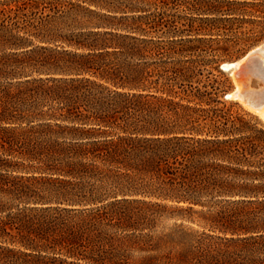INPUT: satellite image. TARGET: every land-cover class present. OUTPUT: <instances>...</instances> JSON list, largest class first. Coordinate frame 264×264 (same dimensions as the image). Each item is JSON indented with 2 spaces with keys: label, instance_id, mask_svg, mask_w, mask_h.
Listing matches in <instances>:
<instances>
[{
  "label": "trees",
  "instance_id": "obj_1",
  "mask_svg": "<svg viewBox=\"0 0 264 264\" xmlns=\"http://www.w3.org/2000/svg\"><path fill=\"white\" fill-rule=\"evenodd\" d=\"M11 2L0 0V264H264V128L226 115L185 128L190 107L175 97L190 95L182 64L195 60H178L177 92L159 87L150 66L168 63L164 40L95 30L67 39L81 51L26 49L10 35ZM122 48L161 59L111 66ZM203 189L222 197L205 229L143 225L168 200L192 208Z\"/></svg>",
  "mask_w": 264,
  "mask_h": 264
},
{
  "label": "rangeland",
  "instance_id": "obj_2",
  "mask_svg": "<svg viewBox=\"0 0 264 264\" xmlns=\"http://www.w3.org/2000/svg\"><path fill=\"white\" fill-rule=\"evenodd\" d=\"M11 1V0H9ZM12 0V24L14 30L10 35L16 36V41L32 43L26 47L46 46L49 50H77L67 39H77L86 36L90 31L107 30L114 33L131 34L137 37H148L164 40L162 57L167 64L151 65L155 74L163 75L159 79V87L166 83L173 84L177 92L175 71L179 67L178 60L192 59L194 63L182 64L190 76V95L179 92L175 100L184 97L182 102L188 104L184 121L185 128L193 126L211 130L223 126V117L236 120L239 118L249 127L264 128V115L253 109L248 102L236 96H228L237 89V70H225L224 65L235 63L249 52L264 44V0ZM109 35L108 37H110ZM117 43L126 45L129 41L119 36L111 37ZM181 40L180 45L185 50L182 53L169 48V40ZM190 46L193 51H188ZM11 49H9L10 51ZM13 50V49H12ZM109 50H114L109 48ZM127 48L120 49L108 56L111 63L127 62L131 71L144 66V61L158 62L161 54L155 51L148 59L139 55L127 54ZM144 57V56H143ZM184 68V69H185ZM32 71V68L27 69ZM96 79L91 74H87ZM174 77V79H169ZM156 78V77H155ZM154 78V79H155ZM108 85L104 79H98ZM175 84V85H174ZM112 86V85H110ZM106 92V91H105ZM161 95L160 91H153ZM164 95V94H163ZM177 95V94H176ZM195 95L202 96L201 102ZM207 101V102H205ZM167 104V103H166ZM155 105V102L154 104ZM197 107L203 110H196ZM164 109H167L164 106ZM152 113V119L155 117ZM215 118V120H213ZM194 119V121H193ZM92 124V123H91ZM215 125V126H214ZM118 128L110 127L108 130ZM183 134V133H182ZM189 134V133H186ZM204 135V134H200ZM206 136V134L204 135ZM31 175L32 172H24ZM35 174H38L35 172ZM45 174V173H44ZM201 202L188 207L187 202L177 203L168 200L163 212L151 210L143 225H158L156 235L171 232L175 226L182 225L184 231L191 233L190 227L197 230L210 225L213 216L221 209L222 198L217 191L203 189ZM79 207L80 205H70ZM144 208H141L138 215ZM75 213H71L72 216ZM190 238V236H189ZM161 256L164 252L154 251ZM136 259H142L136 253ZM156 262H158L156 260Z\"/></svg>",
  "mask_w": 264,
  "mask_h": 264
},
{
  "label": "bare ground",
  "instance_id": "obj_3",
  "mask_svg": "<svg viewBox=\"0 0 264 264\" xmlns=\"http://www.w3.org/2000/svg\"><path fill=\"white\" fill-rule=\"evenodd\" d=\"M248 55H252L255 57L256 68L255 71H251L250 74H256L257 78H252L250 82L246 83V88H244V83L242 79L237 78V89L236 91H242V90H251L256 89L257 91V97L260 98L261 104H259L257 110L261 112V115H264V44L262 46H259L257 49L249 52ZM246 56V58L248 57ZM242 61H237L235 63H228L224 65L225 70L230 69H236L237 71L241 69ZM237 74V72H236ZM243 83V84H242ZM251 96H255L254 93H250ZM232 94H229L228 96H232ZM237 95V94H236ZM237 97V96H236Z\"/></svg>",
  "mask_w": 264,
  "mask_h": 264
},
{
  "label": "water",
  "instance_id": "obj_4",
  "mask_svg": "<svg viewBox=\"0 0 264 264\" xmlns=\"http://www.w3.org/2000/svg\"><path fill=\"white\" fill-rule=\"evenodd\" d=\"M247 55H245L242 59L238 60V61H242V64H241V69L237 71V77L239 79H242L244 83V84L242 83L244 85V88H246L245 86L246 83L247 82L249 83L252 78H257L256 74L255 75L250 74L251 71H255L256 63H257L255 61L256 58L253 57L252 55H248V57L246 58ZM232 93H233L232 96H237L241 100L248 102V105L251 106L253 109H257L259 104H261L260 98L257 97L256 89L242 90L239 92L234 90V92ZM250 93H254L255 96L252 97Z\"/></svg>",
  "mask_w": 264,
  "mask_h": 264
}]
</instances>
